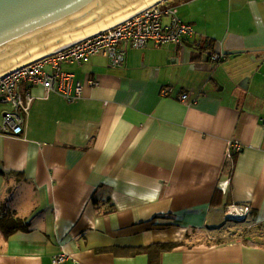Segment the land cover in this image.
Returning <instances> with one entry per match:
<instances>
[{
	"label": "crops",
	"instance_id": "0c3cea01",
	"mask_svg": "<svg viewBox=\"0 0 264 264\" xmlns=\"http://www.w3.org/2000/svg\"><path fill=\"white\" fill-rule=\"evenodd\" d=\"M167 4L193 36L123 42L121 67L102 54L63 64L82 95L33 86L24 133L0 132V214L22 222L0 227V264L61 252L60 264H264V0ZM231 140L245 147L229 157ZM233 205L250 207L246 220L230 219ZM159 243L178 245L138 252Z\"/></svg>",
	"mask_w": 264,
	"mask_h": 264
},
{
	"label": "built area",
	"instance_id": "2783aa9c",
	"mask_svg": "<svg viewBox=\"0 0 264 264\" xmlns=\"http://www.w3.org/2000/svg\"><path fill=\"white\" fill-rule=\"evenodd\" d=\"M169 0H161L149 6L127 20L118 23L108 29L91 35L61 50L53 52L36 61L26 64L0 78V102H6L9 107L2 110L0 132L6 135H21L25 131L27 116L35 96L31 88L43 86L45 96L55 92L62 95L68 101H73L82 95L83 84L75 79L72 72L63 69V64L88 62L93 55L106 56L113 67H121L126 63L127 53L121 46L123 42H129L133 48H145L150 42L156 46L165 44H181L195 33L194 26L180 18L178 7L168 5ZM167 15L169 21L164 24L162 19ZM227 58L223 52L212 51L208 59L221 62ZM49 67V69H48ZM25 83L27 88L21 91L20 85ZM91 85H97L95 79L89 80ZM173 86H164L161 90L163 96L170 95ZM180 100L187 102L190 93L179 95ZM264 122V117H263ZM244 144L239 140L229 142L228 156L244 149ZM230 219L246 220L250 207L230 206ZM67 252H61L54 256L53 262L60 264L68 259Z\"/></svg>",
	"mask_w": 264,
	"mask_h": 264
},
{
	"label": "water",
	"instance_id": "95a60500",
	"mask_svg": "<svg viewBox=\"0 0 264 264\" xmlns=\"http://www.w3.org/2000/svg\"><path fill=\"white\" fill-rule=\"evenodd\" d=\"M158 1L0 0V78L121 23Z\"/></svg>",
	"mask_w": 264,
	"mask_h": 264
},
{
	"label": "trees",
	"instance_id": "16d2710c",
	"mask_svg": "<svg viewBox=\"0 0 264 264\" xmlns=\"http://www.w3.org/2000/svg\"><path fill=\"white\" fill-rule=\"evenodd\" d=\"M6 216L7 214H0V227L2 228L5 235H10L14 231V229L16 230L18 228V225L22 222L21 220H18L14 223L11 219L6 218ZM10 221H12L13 223L9 224ZM176 245H178V243L150 244L139 248L138 252L148 251L152 257L153 255L159 257L162 251L169 250Z\"/></svg>",
	"mask_w": 264,
	"mask_h": 264
},
{
	"label": "rangeland",
	"instance_id": "374dc122",
	"mask_svg": "<svg viewBox=\"0 0 264 264\" xmlns=\"http://www.w3.org/2000/svg\"><path fill=\"white\" fill-rule=\"evenodd\" d=\"M49 68V67H48ZM227 216H225L224 220H225V224L228 226V228L232 229V230H237V229H241V228H244L243 226H238V224H236L234 221L231 222L229 221L227 218Z\"/></svg>",
	"mask_w": 264,
	"mask_h": 264
},
{
	"label": "bare ground",
	"instance_id": "6f19581e",
	"mask_svg": "<svg viewBox=\"0 0 264 264\" xmlns=\"http://www.w3.org/2000/svg\"><path fill=\"white\" fill-rule=\"evenodd\" d=\"M161 1V0H160ZM159 2V1H158Z\"/></svg>",
	"mask_w": 264,
	"mask_h": 264
}]
</instances>
